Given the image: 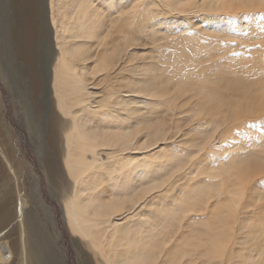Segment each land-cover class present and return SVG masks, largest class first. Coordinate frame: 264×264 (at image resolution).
<instances>
[{
  "label": "bare ground",
  "instance_id": "1",
  "mask_svg": "<svg viewBox=\"0 0 264 264\" xmlns=\"http://www.w3.org/2000/svg\"><path fill=\"white\" fill-rule=\"evenodd\" d=\"M145 1L0 0V78L7 85L6 98L0 89V136L2 144L7 147L6 150L0 152V195L5 189L8 194V198H5L4 202L0 199V264H62L55 249L54 237L50 235L37 212L29 209L30 202L24 194L23 167L16 162L18 158L16 149L13 150L12 142L13 123L9 121V109L13 112L17 108L22 113H20V118L25 122L26 128L30 129L34 133L36 141L38 140L37 154L41 159V169L47 176L52 193H54V199L60 206L64 224L72 237L74 246L80 254L85 255L87 264H142L145 259H152L156 261V264H182L183 259L174 262L173 256L177 250L184 247L181 244L184 239L176 245L167 242L168 240L164 241V244L161 241L165 236L162 239L160 232L153 228V224L148 225L153 223L149 222L148 217H152L155 221L160 218L164 219L166 216L164 213H167V210L154 208L158 204L156 203L158 202L156 201L157 194L164 190H168L169 193L173 192L172 189L171 192L169 191L170 187L177 190L179 188L181 191L183 185L179 182H183V180L175 182L173 179L166 187L157 192L141 193L135 201L131 199L140 188L162 179L163 177L159 178V176L163 175L164 171L169 172V160L177 158L181 153V150L177 149L178 151L174 152L173 157L171 156V151L174 150V141L170 139V135V138H164L161 142L160 140L151 142L155 132L151 134L152 130L149 127L152 125H150L152 121L156 122L152 116L158 103L152 101V97L147 93L148 91L154 93L152 96L155 97L157 89L168 87L166 85L168 79H164V81L154 75L159 64H156L155 57L152 55L147 57L141 65L135 63V59L140 55L135 50L142 51L144 49L147 51L149 47L142 44L145 40L150 41L152 44L150 48L153 49L158 41V31L161 26L171 22L168 21L171 17L172 19L182 18L183 22H187L188 28L205 31L204 24L201 22L196 24L195 19H203L202 21L206 22L212 12L217 11L213 14L216 16L218 13V16H222L219 14L222 10L226 14L228 11L235 10V16L232 11L230 13L233 14V18L238 20L239 14L245 10L243 9L239 13L237 8L239 0H234V2L233 0H195L193 6L190 7L187 5L189 0H158L161 6L162 4L169 6L172 1L174 2L172 6L181 5L182 8H185L184 10H170V6V8L163 6V9L162 7L155 9L156 3ZM230 13L227 15H231ZM204 15H207L208 18ZM227 20L222 21L229 22ZM210 21V24L215 28L223 24L221 20ZM178 22L180 23V21ZM178 22L174 20L172 23ZM173 29H175L174 26L170 28V30ZM177 35L172 38L174 45L177 44V39L186 40L185 43H189V45L191 42L196 44V40L194 41V36L191 34L184 32ZM206 43L200 45L201 55L210 54L204 48ZM186 45L177 48L176 52L183 58L194 56ZM251 58L247 60L242 56L241 58L227 57V60L224 59L218 65H213L212 72L216 76L214 77L224 79L228 74L227 78L230 79L226 78V80H230V82L235 80L234 84L241 88H248V84L253 81L264 79V65H261L263 60L260 62V56L256 53L252 54ZM128 64L129 70H127ZM225 64H229L228 66L235 64L233 69L235 66L240 67L233 70L231 66L227 71L229 67L223 66ZM247 68L252 72L247 74L245 72ZM130 73L132 75L139 73V76L145 78L137 81L132 79L135 90L126 85L127 74L130 75ZM249 77H252V79L250 78L251 82ZM177 79L181 78L177 77ZM168 82L170 84L171 81ZM227 87L229 88V85ZM160 91L159 94L162 92ZM169 92L172 90L168 91V94ZM173 93L171 94L174 95ZM159 94L158 96H160ZM233 97L231 99L230 97L223 98L228 103L225 105L227 110L218 108V116L215 120L212 118L210 122H216V125L220 126L224 125L223 113L226 114L227 111V114L229 112L232 116L234 110L232 108L240 106V104L248 105L243 108L240 106L247 110L239 111L240 113L247 115L246 112L249 111L247 107L254 110V106L248 98L236 95L233 102ZM240 107L239 110H241ZM213 111L215 113L216 109ZM252 111L250 112L252 115L256 113L255 110ZM187 112H183V114L186 113L187 116ZM183 114L182 119L184 118ZM262 114H259V118L262 117ZM234 115L236 120L230 117L232 119L229 118L230 122L234 120L233 122L237 121L235 124H238L246 120L245 115H239L240 118L243 116L245 118L241 121L239 116L236 118V113ZM249 116L248 113L247 120L252 117ZM254 116L259 119L258 115L254 114ZM227 117L229 116L226 115L225 119ZM207 123L205 124L207 125ZM224 123L226 125V122ZM202 125L204 122L199 124L198 130L202 128ZM175 132L176 139L189 136L187 133L180 137L177 135V130ZM155 135L157 136V134ZM4 138L6 141L3 140ZM170 144L172 147L169 146ZM256 145L257 150L253 149L254 145L252 148L245 145L244 148L246 147L247 151L251 153L246 155V159L242 160L241 158L238 161L242 160L241 163H244L246 160L245 163H248V159L253 157L252 159L257 158L264 163V142L256 143ZM241 149L242 147H240ZM103 155H107L106 158H103ZM232 160L237 161V158ZM232 160L222 165H226L227 167H225L232 171L228 176H233L235 183L232 184L233 181L229 179L232 185H230L231 189L227 188L229 191L227 190L226 197L224 194L215 196L218 198V203L211 212L214 218H219L220 215L228 217L230 221L233 219L229 215L237 214L235 211L240 204H243L242 200H246L248 195L255 193L257 186L261 181H264V170L262 171L258 165L253 167L251 163L245 164L250 166L245 171L247 166L245 167L239 162V164L237 162L234 164ZM176 161L175 163H177ZM252 162L256 163L257 161L252 160ZM175 163L173 164L177 166ZM229 165L233 166L228 168ZM238 166H242V168ZM255 166L257 167L255 168ZM174 168L172 167L171 170ZM238 168L245 169V173L243 171V174L240 173L241 170H237ZM225 174L227 175V173ZM13 181L16 183L11 188ZM201 190H204L202 186L197 185L194 191ZM11 194L13 197L10 200ZM195 194L197 195V193ZM167 196L169 195L167 194ZM188 196L189 193L181 192L174 200L175 196L172 195L173 203L175 202L173 212L186 204L185 199ZM202 204L204 205V203ZM208 209H204V212H207ZM191 210H184L185 212L182 210V212L186 214ZM177 212H174L175 217H178L176 216ZM262 212H264V207ZM52 216V219L55 218V215ZM232 216L234 217V215ZM217 218L214 219V223L217 222L215 225L219 224V226H213L218 228L216 230H219L220 234L215 233V235L211 229L215 242L212 241L210 247L208 246L207 254L210 258L203 264L217 260L219 254L222 255L227 251V239H232L230 234L235 232L238 236L244 229V226H241L237 232L234 230V223L231 222L233 225L229 227V230L225 224L220 226L219 222L223 220L220 221ZM234 219H237V216ZM166 220L168 219L166 218ZM172 224L174 225V223ZM224 233L227 234L226 239ZM189 245L188 243V247ZM260 245H264V243ZM257 247V252H254L255 254L250 255L249 258L246 257L247 260L239 257L243 258V255L237 256L238 264L262 263L264 247ZM106 248L109 249L108 255L110 252L116 255L114 262L105 260L104 256L107 252L104 251ZM91 254L92 256L89 257Z\"/></svg>",
  "mask_w": 264,
  "mask_h": 264
},
{
  "label": "rangeland",
  "instance_id": "2",
  "mask_svg": "<svg viewBox=\"0 0 264 264\" xmlns=\"http://www.w3.org/2000/svg\"><path fill=\"white\" fill-rule=\"evenodd\" d=\"M140 1L142 2V0H140ZM150 1L156 3V5L154 7L155 9L158 7H162V9H163V6H166V7L170 6L171 7V8L169 7L170 10H174V9H180V10L183 9L184 10L185 9V8H182L181 5L179 6L178 4H177L178 6H175L176 4L174 6H172V4L174 3L172 1H171L172 4H169V6H168V4H162V6H161V4L158 3V0H146L145 2H150ZM194 2H195V0L187 1L188 7L193 6L192 4ZM233 2H234V0H233ZM234 6H235V3H234ZM237 8H238L239 13L243 9L246 11V12L243 11V13H240L242 16L239 14V18L236 17V18H238V20L233 18V16H232L233 14L235 16V10L234 11L231 10L233 14L230 13L231 11L230 12L228 11L227 14L230 13L231 15H227L222 10L219 13L222 16H218L217 15L218 13L216 14V16L219 18H217L213 14V13H216L217 11L212 12L211 16H208L209 19H207L208 18L207 15L206 16L204 15L205 17H207L206 18L207 23L203 22L202 21L203 19L202 20H196L195 19L196 24L200 23V22L202 24H204L203 29H206L205 30L206 33H205V31H198L195 28H188L187 22L186 23L183 22L182 18L181 19L180 18H177V19L173 18L172 19V17H171L170 19H168V21H171V22H168V24H164L163 26H161L160 30L158 31V34H159L157 36L158 41H156L157 42L156 46H154L153 49L150 48L152 46L150 41L145 40L142 42V44L145 45L146 47H149V49H147V51L146 50L144 51V49L142 51L135 50L136 53L140 54L135 59V63H138L139 65H141V63L145 62L147 57L149 58L150 55H152L155 57L156 64L157 65L159 64L158 66L155 64L157 66V68H156L154 75L158 76V78H160L162 80L168 79V81L169 80L171 81L169 84V82L166 80L167 81L166 85L168 87L165 86V89L164 88L160 89L163 93L159 89H157L155 91L158 94H159V91L161 92L159 94L160 96H158V94L156 93V95H157V96L155 95L156 99H154L155 97L152 96L154 93H150L148 91L147 94H149L152 97V101L153 100L156 101L155 103L156 104L158 103V105L155 104L156 109L153 111L154 114L152 116V117H154L156 122L152 121V123H150V125L151 124L152 125L151 126L149 125L150 127L149 126H146V127H149L150 130H152L151 134H152V132H155L154 136H153L154 138L152 137L151 142H154L156 140H160V142H161L162 139L170 138V136H171L170 139L174 141V143H173V146H174L173 149L174 150L171 151L172 157H173L174 152L178 151L177 149L181 150V153L177 156V158H174L175 160L172 158L169 160V166H168L169 172L166 173V171H164V173H163L164 176L168 175V173H171L172 171H174L175 168H177V167H182L184 165H187V167L184 168V171L178 173L173 178L175 182H178V180H183V182H179V183H182V185H183L181 188V191L179 190V188L177 190L174 187H170L169 191L172 189L171 191H173V192L170 191L171 193H169L168 190H164L160 194H157L158 197L156 198V201H158V202H156V203H158V204L154 208L155 209H158V208L164 209L165 208V210H167L166 212L168 214L164 213V215H166V216H164V219H161V218L158 219L157 220L158 222L155 221L152 217H148L149 222H153V223H149L148 225L151 226L153 224V228L156 231L158 230V232H160L161 238L163 236H165L164 240L161 241L163 243H164V241L168 240L167 242H172V245H176V244H179V241H182L184 239V241L181 242L182 246L184 245V247L177 250L175 255L173 256L174 262L183 259L182 264H203V263H205L204 261H206L208 258H210L209 255L207 254V252H208L207 249H209L210 245L212 244V241L215 242L213 240L214 234L215 233L217 235L220 234L219 230H216L218 228H215L217 225L219 226V224L215 225L217 222L214 223V221H215L214 219H216L217 217L214 218L213 215L211 214V212L213 211L214 207H216V204L218 203V198H217L218 195L224 194V197H226L225 194H227L226 193L227 190L229 188L231 189L232 185L230 183V180L233 181V182L231 181L232 184L235 183L233 176L232 177L228 176V175H231L232 171L228 170L226 168L227 166L222 165V164H227L228 162H231V160L235 159V157L237 158V161L232 160V161H234V164H235V162H237V164L243 162L242 160L246 159L245 158L246 155L251 153V152L247 151L248 149L246 147L244 148L245 145H248L249 148H252L254 145L253 149L255 150L257 148L256 143L264 142V140H263L264 133H262L260 130V126L262 124H264V89H263L264 88V82H263L264 79L257 80L255 82L253 81L252 83L248 84V86H249L248 88H241L237 84H234L235 80H233V82H230V80H226L228 74H226V73H225L226 75L224 74L226 76V78L224 77V79H222V77H221V79H220V77H218L216 79L215 78L216 76L213 74L214 72H212L213 65H218L220 63V61L221 62L224 61V59H226L227 57L228 58L229 57L230 58L231 57L241 58V56H242L243 58L250 60V59H252L251 58L252 54L256 53L260 56V59H261L260 62H262V60L264 62V37L259 36L260 28L262 26H264V23H262L258 19V15H257V14L264 13V4H262L260 2V0H239V2L237 4ZM251 8H253V9H251ZM249 9H251V11L252 10H254V11L251 12V11H249ZM167 10H168V8H167ZM226 12H227V10H226ZM246 13L251 14L247 21L243 19V16ZM225 15H227V16H225ZM230 16L232 19H235V21H237V22L236 23L223 22L227 19H228L227 21H229ZM175 17H179V16H175ZM174 20L176 22L180 21V23L178 22V23L173 24L172 22ZM210 20H214V21L221 20V22L223 24L220 26H217L215 28V26L210 24L211 23ZM230 24H232V25H230ZM173 26L175 27V29L170 30V28ZM184 32L186 34L193 35L194 41L196 40V44L195 43L192 44V42H191L189 45V43H185L186 40H183V39H180V40L177 39V44H175V45H174V43H172L173 42L172 38H175L176 36H178L177 34L184 33ZM217 35H219V36H217ZM225 39H227V40H225ZM203 43H206V45H205L206 47H204V48H206V51H208V53H210L209 55H201L200 54V47L203 45ZM183 45H186V47L189 48L190 52L193 53L194 56L193 55H190V57L185 56L186 57V59H185V57L183 58V56H181V54H178L176 52L178 50L177 48H181V46H183ZM214 47H216V48H214ZM215 49H216V51H215ZM217 50H219V51L217 52ZM191 53H189V54H191ZM221 53H222V55H221ZM191 57H195L196 59L191 58ZM192 59H193V61H192ZM263 62L261 63V65H264ZM250 64H252V63H250ZM228 65L229 64L223 65V66H226V68L229 67L227 71H229L230 67L232 66L231 64H230V66H228ZM234 65L231 67V69H233ZM159 67L161 68V70ZM236 67L239 68L240 66H235V69H233V70H237ZM127 70H129V64H128ZM175 72L177 73V75L175 74ZM245 72H247V74H249L252 72V70L247 68V70H245ZM0 75H1V73H0ZM127 75L128 76H127V84L126 85H128V87L132 90H135V87L132 84V79L135 81H137L138 79L139 80L145 79L143 76H139V73L137 75H132V73H130V75L129 74H127ZM176 76L180 77L181 79L180 80L177 79ZM145 77H147V74H145ZM148 77H149V74H148ZM188 78H190V79H188ZM250 78L252 79V77H249V79ZM218 79H220V80H218ZM227 79H230V78H227ZM251 79H250V82H251ZM228 85H229V88L227 87ZM230 85H231V88H230ZM251 86H252V88H251ZM0 89L4 93V98H6L7 97L6 96L7 85L2 78H0ZM171 90H172V92H169V94H170V96H169L168 91H171ZM210 90H212L213 93L210 92ZM184 91H186V92H184ZM143 92L146 93V91H143ZM171 93H173L174 95H172ZM164 94H166L168 96H166ZM219 94H220V96H219ZM236 95L240 96L241 98H248L249 102L251 104H253L254 110L256 112V113H253V115H252L250 113L252 110H250L249 107H247V109L249 110L248 112H246L247 115L240 113L239 111L242 112V110L245 109V108L242 109L243 107L248 106V105L244 106V105L240 104V106H242V108L240 106H237V107L234 106V108H232L235 110L234 113H236V118H237V116H239L241 114V115H245V118L247 120L248 113L250 116H252V117L249 116L250 119L253 118L254 114L258 115V118H259V114L263 113L262 117L260 116L261 118L257 119V117L254 116L253 119H255V117H256V119L254 121H253V119H251V121H250V119H248L249 120V121L247 120L248 122L246 120H243L242 123L239 122V123H241L239 125V123L235 124L237 121L233 122L234 120H236V119H234L235 115L233 113V111H234L233 110L232 116L229 112L227 114V111H226V114L223 113L222 116L224 117V119H223L224 125L221 124L222 126H220V125H216V122H214V123L210 122V120L212 118L214 120L216 119V116H218L217 113L220 109L221 110L222 109L227 110L225 105L228 103L223 98L230 97V99H231V97H233V96L235 97ZM166 97H168V98H166ZM201 100H203V101H201ZM204 101L207 103V105ZM234 101H235V98L233 99V102ZM194 103H195V105H194ZM239 107L241 108V110H239ZM213 108L216 109L215 113L213 111L215 109H213ZM218 108H219V110H218ZM235 108L238 110H236ZM211 109H212V111H209ZM19 110L20 109L17 108V109H15V111L12 112L9 109V115H10L9 121L11 123H13L12 124V133L14 135L13 140H12L13 145H14L13 150L16 149L17 158H18V161H16V162H18L23 167L22 180H23V183H25L24 194H26L27 199L30 202L29 203V205H30L29 209H32L33 211L37 212V214L41 218L44 226L48 229V232L50 233V235L52 237H54L53 239L55 241V249L57 250V252L59 254V257L61 259L62 264H87L85 255L80 254L74 246L72 237H71L70 233L68 232L66 225L64 224V221H63L64 218H63V214H62V211L60 209V206H59L58 202L54 199V193H52L53 191L50 187V183L47 179V176L45 175V173L41 169V162H40L41 159H40L39 155L37 154L38 153V147H39V143H37L38 140L36 141L34 133L32 131H30V129L26 128V125L24 124L25 122L22 120V118H20L21 117L20 116L21 111H19ZM183 112H187L189 115L187 114V116H186L185 115L186 113L183 114ZM230 112H231V110H230ZM172 113H173V115H172ZM179 113L181 116L179 115ZM237 113L238 114L240 113V114L238 115ZM182 114L184 115V118H187V119H184V118L182 119V117H183ZM226 115L229 116V117H227V119H225ZM240 116H239L240 121L242 119H245L244 116H243V118L242 117L240 118ZM171 117H173V118H171ZM230 117H233L232 118V119H234L232 121L233 123L230 122V119H231ZM207 119H209V120H207ZM228 119H229V121H227ZM244 121H246V122H244ZM166 122H168V123H166ZM202 122H204V125H202V128L200 130H198V126L200 123L202 124ZM206 122L209 123V124L207 123L208 126L205 124ZM224 122H226V125ZM172 123H174V124H172ZM210 123H212V124H210ZM248 123L249 124H255V127L249 129L248 127H246V125H248ZM3 124H5V122H3ZM234 124H235V126H234ZM175 125H176V127H175ZM209 125H210V127H209ZM232 125H233V127H232ZM23 126H25V127H23ZM156 127L158 129H154ZM174 130L175 131L177 130V133H178L177 135L178 136L180 135V137L183 134H187V133H188L187 135H189V136H184L182 138L177 137V139H176V132ZM237 130L240 131V133H241L240 136L235 135ZM204 131H205V133H204ZM162 133H163V135H162ZM155 134H157V136ZM161 135H162V137H161ZM3 140H5V138ZM191 140H193V141H191ZM166 146H168V144H166ZM169 146L172 147L171 144ZM240 147H242L241 150H240ZM6 149H7V147L4 144H2V137L0 136V152L4 151ZM106 156L107 155H103V158H106ZM193 156H195V159H192ZM241 158H242V160L238 161ZM252 158L248 159V163H251L253 165V167H254V165H258V167H260V169L263 171L264 170V163L262 161L258 160L257 158H254V159H252ZM252 160H256L257 162L254 163V162H252ZM175 161L177 163H175ZM245 161H244V163H241V164L246 167L247 165H245V164H248V163H245ZM173 163L177 164V166L174 165ZM178 163H181V164H178ZM231 166H233V165H229L228 168H230ZM172 167L173 168L175 167V168L173 170H171ZM238 167L242 168V166H238ZM249 167L250 166H247L246 170L245 169L244 170L247 171L249 169ZM256 167L257 166H255V168ZM241 168H238L237 170H241ZM244 170L242 169L240 173L243 174ZM262 171H260V172H262ZM225 173H227V175ZM163 175H160L159 178L164 177ZM227 176H228V178H227ZM221 177H222V179H221ZM224 177H226V178H224ZM222 180H223V182H222ZM184 181L186 182V184ZM190 182H191V184H190ZM201 182H202V184H201ZM15 183H16V181H13L10 187L12 188L15 185ZM224 183H226V184H224ZM172 184H170V185H172ZM197 185L202 186V189H204V190L194 191L195 188L197 187ZM207 187H209V188H207ZM256 191H255V193H251L250 195H248L246 200H242V202L244 201L243 204H240L239 208L237 209L240 212H238L236 210L235 212H237V214L234 212L236 215L233 213L229 215L231 217V219H233L232 221H230L228 219V217H222L220 215H219V218H217L219 220L222 217V219H220V221H222V220L223 221L222 222L218 221L220 223V226L222 224L223 225L225 224L227 226V228H229L233 225V224L231 225V222H232V223H234L233 226L235 227V228L234 227L233 228L237 232L241 228V226H244V229L242 230L243 232L241 231L242 234L240 233L238 236L235 234V232H233L234 234L229 233L232 236L231 238L233 240L229 239V238L227 239V245H228L227 251L222 255L219 254V256H218L219 258L217 260H212V261L208 262L209 264H221V263L222 264H238L239 261H238L237 256L243 255V258L241 256H239V257L243 260H247L246 257L249 258V257H251L250 255L253 256L257 252V248H258L257 246L264 247V245H260V244L264 243V212H262V208L264 207V193H263L264 190L262 191V189H260L257 186ZM181 192H187V193H189V196L186 197V199H185L186 204L181 206L178 209L179 211L178 210L174 211L175 213L178 211L176 214V216H178V217H175V213L173 212L175 202L173 203V201L177 199L178 194H180ZM190 193L193 197L190 195ZM195 193H197V195ZM201 193H202V195H200ZM167 194L169 196H167ZM204 194L206 195L205 197H204ZM172 195H173V197L175 196L174 200L172 199ZM215 196H217V197H215ZM12 197H13V194L10 195V200L12 199ZM5 198H8V194H7L6 189L2 192V195H0V199L2 200V202H4V200H6ZM148 202H149V200H148ZM159 202L161 205L159 204ZM202 203H204V205ZM241 205H243L242 207L245 208L244 210L241 209L242 208ZM244 205H246V206H244ZM190 207H192V208H190ZM207 208H209L208 211L204 212ZM249 208H251V209H249ZM189 209H192L193 211L191 210V212L183 214V212H185L184 210H189ZM182 210H183V212H182ZM52 215L53 216L55 215V218L52 219L51 218ZM232 215H234V217ZM179 216H180V218H179ZM236 216H237V219H234ZM158 217H160V216H158ZM166 218L168 220H166ZM169 219H170V223H169ZM174 219H175V221H174ZM167 221L169 224L167 223ZM161 222H164V223L161 224ZM52 223H53V225H51ZM166 223H167V225H166ZM172 223H174V225ZM211 229H212V231H214V234L212 233ZM229 230H230V228H229ZM224 234H225L224 236L226 239L227 234L226 233H224ZM211 237H212V239H211ZM218 238H220V237H218ZM248 242H250V243H248ZM188 243L190 244L189 247H188ZM104 252H107V254L104 256L105 260H107V262L108 261L114 262V259H116V255L114 253L111 254V252L108 255L109 249L107 250V248ZM227 253H230V254L228 255ZM90 256H92V254L89 255V257ZM205 256H206V258H205ZM222 256H223V258H221ZM109 257H112V258H109ZM227 261H229V262H227ZM261 262L262 263H260V264H264V259H262Z\"/></svg>",
  "mask_w": 264,
  "mask_h": 264
},
{
  "label": "snow or ice",
  "instance_id": "3",
  "mask_svg": "<svg viewBox=\"0 0 264 264\" xmlns=\"http://www.w3.org/2000/svg\"><path fill=\"white\" fill-rule=\"evenodd\" d=\"M260 2L262 4H264V0H260ZM251 14H245L243 16V19L244 20H248L249 19V16ZM258 15V19L264 23V13H261V14H257ZM237 21L233 20L232 18H229V23H236ZM259 36L260 37H264V26H262L260 28V32H259ZM246 127L248 128H254L255 127V124H248L246 125ZM260 130L262 133H264V124H262L260 126ZM235 135L237 136H240L241 133L239 130L236 131ZM192 159H195V156L192 157ZM187 167V165H184L182 167H177L174 171H172L170 174L168 175H165L162 179H159L157 180L155 183H150L148 184L146 187H142L140 188L132 197L131 199L133 201H135L136 197L139 196L141 193H144V194H151L153 192H157L161 189H163L164 187H166L170 181L180 172L184 171V168ZM258 187L262 190H264V181H261L260 184L258 185ZM142 264H156V261L152 260V259H145Z\"/></svg>",
  "mask_w": 264,
  "mask_h": 264
}]
</instances>
